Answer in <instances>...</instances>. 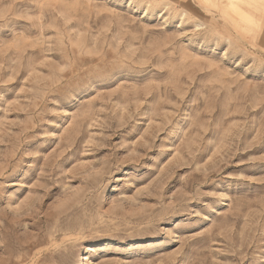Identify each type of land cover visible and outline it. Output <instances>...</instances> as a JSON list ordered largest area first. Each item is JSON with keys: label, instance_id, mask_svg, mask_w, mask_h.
<instances>
[{"label": "rangeland", "instance_id": "rangeland-1", "mask_svg": "<svg viewBox=\"0 0 264 264\" xmlns=\"http://www.w3.org/2000/svg\"><path fill=\"white\" fill-rule=\"evenodd\" d=\"M0 264H264V0H0Z\"/></svg>", "mask_w": 264, "mask_h": 264}]
</instances>
